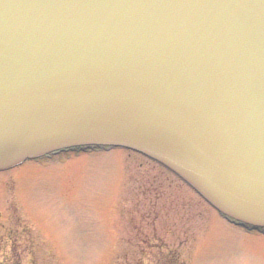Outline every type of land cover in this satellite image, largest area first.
<instances>
[{"label":"water","instance_id":"1","mask_svg":"<svg viewBox=\"0 0 264 264\" xmlns=\"http://www.w3.org/2000/svg\"><path fill=\"white\" fill-rule=\"evenodd\" d=\"M89 146L264 229V0H0V171Z\"/></svg>","mask_w":264,"mask_h":264},{"label":"rangeland","instance_id":"2","mask_svg":"<svg viewBox=\"0 0 264 264\" xmlns=\"http://www.w3.org/2000/svg\"><path fill=\"white\" fill-rule=\"evenodd\" d=\"M243 231L119 148L0 174V264H264V236Z\"/></svg>","mask_w":264,"mask_h":264},{"label":"flooded vegetation","instance_id":"3","mask_svg":"<svg viewBox=\"0 0 264 264\" xmlns=\"http://www.w3.org/2000/svg\"><path fill=\"white\" fill-rule=\"evenodd\" d=\"M18 224H20V223H18ZM232 224V223H231ZM246 233H248V234H250V235H253V234H256L257 233V231H255V230H248V231H246ZM257 235H258V233H257ZM1 245V244H0ZM1 249V248H0Z\"/></svg>","mask_w":264,"mask_h":264}]
</instances>
